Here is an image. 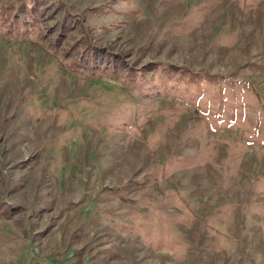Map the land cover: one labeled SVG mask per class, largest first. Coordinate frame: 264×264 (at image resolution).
Masks as SVG:
<instances>
[{"label":"rangeland","instance_id":"obj_1","mask_svg":"<svg viewBox=\"0 0 264 264\" xmlns=\"http://www.w3.org/2000/svg\"><path fill=\"white\" fill-rule=\"evenodd\" d=\"M0 264H264V0H0Z\"/></svg>","mask_w":264,"mask_h":264}]
</instances>
